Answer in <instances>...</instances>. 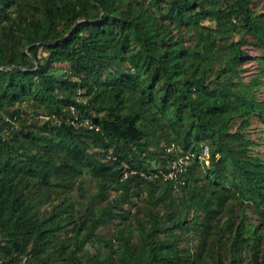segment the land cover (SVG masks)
I'll list each match as a JSON object with an SVG mask.
<instances>
[{
	"label": "trees",
	"instance_id": "obj_1",
	"mask_svg": "<svg viewBox=\"0 0 264 264\" xmlns=\"http://www.w3.org/2000/svg\"><path fill=\"white\" fill-rule=\"evenodd\" d=\"M263 89L264 0H0V264H264Z\"/></svg>",
	"mask_w": 264,
	"mask_h": 264
},
{
	"label": "built area",
	"instance_id": "obj_2",
	"mask_svg": "<svg viewBox=\"0 0 264 264\" xmlns=\"http://www.w3.org/2000/svg\"><path fill=\"white\" fill-rule=\"evenodd\" d=\"M36 118L39 119V120H48L49 119V117L44 116V115H39ZM71 124L75 125L74 121H71ZM86 124H89V123L86 122ZM179 166L180 165H179L178 162H173L171 164V170L169 172H167L166 174H162L164 179L165 180H173V179H175V177H176V172L175 171H177V169L180 168ZM131 174H135V172L132 171V170H129L128 167L125 166V172L123 173V176L120 179V181H123V180L127 179L128 176L131 175ZM140 176L142 178L146 179V180H150V179L157 178L158 174L157 173H152V174L146 175L144 173H140Z\"/></svg>",
	"mask_w": 264,
	"mask_h": 264
},
{
	"label": "rangeland",
	"instance_id": "obj_3",
	"mask_svg": "<svg viewBox=\"0 0 264 264\" xmlns=\"http://www.w3.org/2000/svg\"><path fill=\"white\" fill-rule=\"evenodd\" d=\"M252 56L256 54V51L252 50L251 52ZM256 62L254 60H248L246 63H245V67L247 69V74H249L250 72L254 71L255 68H256ZM260 98L264 99V89L262 90V92L260 93ZM256 129V125H253L252 127V132ZM87 184V182H86Z\"/></svg>",
	"mask_w": 264,
	"mask_h": 264
}]
</instances>
